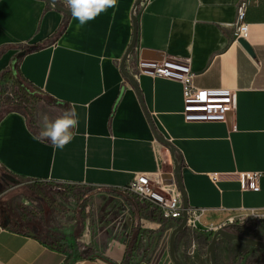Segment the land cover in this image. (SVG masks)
Instances as JSON below:
<instances>
[{"label": "crops", "instance_id": "0c3cea01", "mask_svg": "<svg viewBox=\"0 0 264 264\" xmlns=\"http://www.w3.org/2000/svg\"><path fill=\"white\" fill-rule=\"evenodd\" d=\"M240 1L142 0L136 7L137 0H118L115 8L78 28L76 19L45 0H0V79L24 48L40 47L19 64L21 74L47 100L35 106L37 131L43 114L54 120L70 105L76 106L79 120L74 139L61 150L34 139L27 117L8 114L0 120L2 169L12 179L123 191L138 174L176 183L181 166L189 207L205 210L200 223L204 241L213 234L210 227L230 216L264 210V0H247L245 41L252 54L235 36ZM134 19L138 33L131 61L187 62L196 87L236 91L237 110L226 123H187L178 81L142 75L134 79L140 100L122 71ZM130 64L127 60L125 66L131 76ZM254 173L261 175L257 189L244 190L242 178ZM171 223L162 227L140 220L150 236L144 264H174ZM227 231H252L264 238V223ZM184 233L176 237L179 251ZM216 246L218 254L223 250L224 262L252 247L222 237ZM126 251L114 243L103 251L95 248L90 258L75 259L34 235L6 229L0 221V264H122Z\"/></svg>", "mask_w": 264, "mask_h": 264}, {"label": "rangeland", "instance_id": "374dc122", "mask_svg": "<svg viewBox=\"0 0 264 264\" xmlns=\"http://www.w3.org/2000/svg\"><path fill=\"white\" fill-rule=\"evenodd\" d=\"M12 87V81L2 84L3 103L12 99ZM41 101L47 102L42 94H36L28 104V109L33 111L31 117L33 122H35L33 115L35 106ZM37 185L46 189L48 198L45 199L38 195ZM126 197L128 198L129 195L124 190L116 193L81 185L12 179L0 166V203L5 208L9 207L18 212L24 211L30 221L36 225L32 227V224L25 228L26 231H32L47 244L57 245L75 259L86 253V247H95L103 251L114 243H118L128 248L135 235L141 233L143 236L142 248L140 253L134 255L131 264L146 263V261L142 262V257L146 247H149L146 240L150 241V236L141 229L139 214L128 200L129 198ZM85 201L87 208L83 211L81 206ZM228 220H234V226L240 229H248L251 223L256 222L246 220L245 216L239 214L230 216L224 222ZM171 226L175 230L180 226V223H171ZM31 227L32 229H30ZM241 233L252 239H261L252 234V231ZM204 235L206 234L200 229H187L186 233L181 234L179 239L183 250L179 251V246L177 248L175 245V251L183 264H211L209 247L213 237L204 241ZM248 249V252L238 254L235 258L228 257L229 264H264V249L256 246ZM227 251H225L226 255ZM215 252L216 264H219V258L220 264H228L223 261V250L222 255L218 254L216 246ZM198 254L204 256L203 260L198 257Z\"/></svg>", "mask_w": 264, "mask_h": 264}, {"label": "built area", "instance_id": "2783aa9c", "mask_svg": "<svg viewBox=\"0 0 264 264\" xmlns=\"http://www.w3.org/2000/svg\"><path fill=\"white\" fill-rule=\"evenodd\" d=\"M248 7L247 0H241L237 8L235 36L238 40H246L249 32L245 23ZM136 16V10L133 13ZM131 57V56H130ZM129 57L131 77L137 80L142 75L153 78L178 81L183 86L184 119L187 123H226L228 116L237 110V92L226 88L203 89L194 85L195 73L187 62L175 60L150 61L140 59L131 61ZM261 175L258 173L244 175L242 188L256 190ZM128 193L137 195L142 201L152 204L167 221L181 223L185 209L181 191L176 183L167 184L161 177L156 179L145 174H138L124 189ZM205 210H187V225L190 230H199L201 218ZM246 220H264V210H252L239 214ZM235 225L234 220H228L217 227H210L209 232L216 233ZM100 264H113L102 261Z\"/></svg>", "mask_w": 264, "mask_h": 264}, {"label": "trees", "instance_id": "16d2710c", "mask_svg": "<svg viewBox=\"0 0 264 264\" xmlns=\"http://www.w3.org/2000/svg\"><path fill=\"white\" fill-rule=\"evenodd\" d=\"M49 6L52 7V5L45 0ZM59 4L63 5L59 0H56ZM40 47H26L23 49V54H29L30 52H33L35 50H39ZM17 57V60L15 64L11 67V69L5 71L0 79V100H1V107H0V120H2L5 116L11 113H19L23 116L27 117V120L29 121V126L31 130L34 132V134H38L37 127L33 120H31L32 117V109H28V104L30 103L31 99L35 98L36 94H41L40 91L32 85L20 72L19 70V64L24 56ZM12 81L13 83V91H12V99H8L6 103H3L2 101V95H1V86L3 83H7ZM24 180V179H21ZM37 193L39 196L43 198H48V193L43 186H36ZM112 192H120V190H114ZM128 193V192H127ZM129 199L132 206H134L135 210L138 212L140 220L145 219L151 222H155L158 224H161L162 227L166 226L168 223L167 220H165L160 211H158L152 204L147 203L145 201H141V199L133 194L128 193ZM87 202L85 201L83 205L81 206V209L83 211L87 208ZM85 214V213H83ZM90 217V215H88ZM0 221L2 226H4L8 230H13L20 234H31L39 238L37 235L33 234L32 231H26L25 228L30 227L32 224V227L36 226L34 225V222H31L29 217L24 211H15L11 208H5L3 204L0 203ZM32 227L30 229H32ZM186 231V230H185ZM184 231V232H185ZM238 235V234H237ZM242 235V234H239ZM210 237H214L213 234L210 235ZM40 239V238H39ZM255 240L264 242V238L256 239ZM131 245L128 246L124 260L122 264H131V262L134 259V255L137 253H140L143 243V236L141 233H137L134 237V239L130 242ZM47 244V243H46ZM49 247H51L54 250L62 251L57 245L55 244H47ZM86 253L83 255V258H90L95 254V248L94 247H86ZM250 264V263H246Z\"/></svg>", "mask_w": 264, "mask_h": 264}, {"label": "clouds", "instance_id": "9594fccd", "mask_svg": "<svg viewBox=\"0 0 264 264\" xmlns=\"http://www.w3.org/2000/svg\"><path fill=\"white\" fill-rule=\"evenodd\" d=\"M63 3L71 12L72 17L78 21L77 27L79 28L108 9L115 8L118 0H63ZM41 120V130L34 136V139L41 142L49 141L54 148L61 150L72 142L75 136L74 129L79 124L75 105H70L61 116L54 120L50 119L47 114H43Z\"/></svg>", "mask_w": 264, "mask_h": 264}, {"label": "water", "instance_id": "95a60500", "mask_svg": "<svg viewBox=\"0 0 264 264\" xmlns=\"http://www.w3.org/2000/svg\"><path fill=\"white\" fill-rule=\"evenodd\" d=\"M55 9H57L59 12H62L64 13L65 15L67 16H72L71 15V12L66 9L65 7H63L61 4H59L56 0H47ZM142 0H137V3H136V7L139 6L141 4ZM134 37H133V41L123 59V62H122V71L123 73L130 79L131 83L134 85V87L136 88L137 90V93L139 95V98L140 100L142 101V98H141V94L139 93V90H138V87H137V84L135 82V80L129 75V73L126 71V61L129 59V57L131 56V53L133 51V49L136 47V44H137V33H138V26H137V20L134 19ZM240 44L250 53L252 54V49L250 48L249 44L241 39L239 40ZM157 140L160 141L161 143L167 145L168 147L170 148H173L172 145L162 136L160 135H157ZM169 178H173V176H168ZM176 183L178 184V186L181 188V191H182V195H183V200H184V209H185V215H184V219L182 220L180 226L174 230V232L172 233V236H171V240H170V254H171V258H172V261L174 264H183L179 258L177 257V254H176V251H175V242H176V237L178 234L182 233L185 231L186 229V225H187V210L189 209V205H188V201H187V198H186V195L183 191V184H182V180H181V166H178L177 169H176ZM261 223H264V220H261L260 221ZM222 237L224 239H227V240H230V241H241V242H244V243H248L252 246H256V247H259V248H262L264 249V242H261V241H258V240H255V239H252V238H249L247 236H243V235H237V234H232L228 231H225V230H220L218 232H216L214 234V237H213V240L210 244V247H209V252H210V259H211V264H216V252H215V249H216V245H217V242H218V239Z\"/></svg>", "mask_w": 264, "mask_h": 264}, {"label": "flooded vegetation", "instance_id": "af4514ba", "mask_svg": "<svg viewBox=\"0 0 264 264\" xmlns=\"http://www.w3.org/2000/svg\"><path fill=\"white\" fill-rule=\"evenodd\" d=\"M247 237H249V236H247ZM249 238H251V237H249Z\"/></svg>", "mask_w": 264, "mask_h": 264}]
</instances>
